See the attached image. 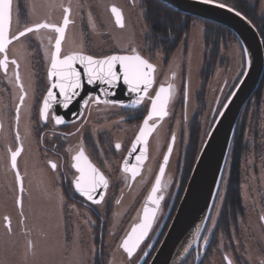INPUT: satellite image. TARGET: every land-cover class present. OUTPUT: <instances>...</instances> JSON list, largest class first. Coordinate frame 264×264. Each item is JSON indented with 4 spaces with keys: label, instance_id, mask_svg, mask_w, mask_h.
<instances>
[{
    "label": "rangeland",
    "instance_id": "obj_1",
    "mask_svg": "<svg viewBox=\"0 0 264 264\" xmlns=\"http://www.w3.org/2000/svg\"><path fill=\"white\" fill-rule=\"evenodd\" d=\"M78 1L81 2V0H14L13 5L15 9L12 14L14 20L11 34H16L24 30L25 27H31L36 23L47 22L61 25L64 18L63 8L69 6H71L72 10V19H77L78 14L74 13L71 4L72 2H76L74 5L77 7ZM99 1L103 7H101L102 11L100 13L104 16V21L108 24L111 31L109 37H113L116 40L117 46H119V43L125 45L134 42L136 53L148 59L153 65H156L153 89L155 85L159 88L163 81L169 79L166 78L160 85L158 84V77L163 68H165L164 70L167 73H174L172 115L175 112L173 105L180 100L177 94L181 88L180 76L182 66L187 71L186 77H188L189 73L190 85L188 91L190 99L187 103L188 108L184 109L181 118L178 116V121L180 123L182 119L187 137L188 130L186 123L192 120L190 127H192L193 132L189 133L190 142L193 143L197 152L194 156L192 169L189 170L191 175L211 127L226 100L243 76L245 56L240 42L237 38L230 39L226 37L224 32L220 33V29L213 28L216 36L223 34L225 39H221V36L220 38L215 37L218 39V41H215L219 44L221 41V44L219 55L215 61L217 67L212 69L206 65L208 60L203 64V58H207L204 54L208 51L210 52L209 55L213 56L211 52L214 50V45L209 49L206 48L204 39L206 27L203 22L204 20H191L189 34L182 40L178 49L176 48L177 50L173 54L166 55L163 52L154 51L153 46H150L147 41L148 27L144 18L145 10L141 5L142 0H131L133 7H130V19L128 18V22L126 20L123 30L118 29L119 27L115 24L114 17L108 8L110 4H118L121 1H125L127 5V3H130V0ZM249 1L254 6L258 5V15L261 17L256 18V22L264 20V0ZM220 2L225 3L224 0H220ZM126 28L127 30L123 32ZM70 31L72 33L67 38V49L69 51L84 49L86 46L83 26L81 27L77 23L73 24L70 26ZM188 36L190 38L188 43L189 50L184 55V42ZM56 37L54 31L40 29L38 32L27 34L20 41H13L9 46V59H16L18 61V71L21 83L24 86V93L30 98L33 96L31 66L37 62L36 56L40 52L41 57H44L46 62L49 61L50 63V55L51 51L54 50ZM99 43L101 44V41ZM64 46L62 48V55L67 54L65 53L66 50L64 51ZM138 46L139 49H137ZM143 52L146 53L144 54ZM131 54L134 53L132 52ZM210 56H208L209 59ZM2 58L3 56L0 55V59ZM166 58L170 59V61L166 67H163ZM239 60H241L242 65L240 73L237 71L238 67H236V63ZM228 64L229 68H227ZM217 68L218 70H216ZM209 69V81L205 77L203 79L201 75L202 80L200 78V70H203V73H205ZM16 71L15 66L11 64H9L7 73L4 72L3 68H0V80L3 79L2 81H5L8 86V91L7 88L0 87V108L6 106V109H8V107L12 106L13 111V116L10 113L7 116L5 114L1 116L2 112L0 111V264H135L138 257L135 258V256L129 259L126 253L121 250L120 245L128 232L131 231L132 223L139 218L137 214L127 224V210H131L134 207L133 204L136 201L135 196L139 193V186H137L138 190L134 196H131L128 200L125 198L122 202L123 204L114 210V220L109 219L107 222L109 225L104 228L100 226L103 222L94 220L95 216H92L91 211L66 210L67 202L65 200L64 203L59 186L55 185L54 182H50L52 179L44 175L42 168H39L40 162L32 153V134L29 130L31 117L28 112L29 108L26 106L27 104L23 105L19 100V96L22 93L19 86L15 83ZM223 82L224 84L220 86ZM224 90H226V96L221 102ZM17 105L20 106L18 122L16 119ZM172 115L171 117H173ZM236 129L238 137L241 138L240 164L244 165L242 168V182L244 186L240 189L242 209L239 211L238 217L232 225L239 228L243 235L248 234V230L245 232V228L251 227L249 223L251 222L252 224L254 221L252 220L253 210H256L258 207L256 206L255 198L257 196V181H259L260 194H263L260 196H264V82L260 88V93L254 96L245 106ZM164 131H161L160 149L158 146L155 147V151L153 150L152 152V160H156L160 156L165 141L164 135H166V132L165 134L163 133ZM17 132H19L21 137L19 143L23 145V151L17 161L24 186L21 206L17 204L20 191L15 171L12 170L10 161V150L14 151L19 146L16 141ZM195 136H197V142L194 139ZM257 155L259 158L256 157ZM174 161L175 158L173 159ZM254 166L258 167L254 168ZM227 167L228 165L222 179L223 186L217 195L210 217L208 229V233L210 234L214 233L219 227L220 216L225 202V193L227 191L226 187L231 175V168L228 172ZM255 169L261 172V175L255 176ZM52 183L56 186L55 188ZM138 183H143V180H140ZM250 185H252L251 189L249 188ZM21 212H23V217L21 216ZM6 216L11 220V232L5 226L6 222L4 218ZM71 216H73V219L71 222H68ZM22 220L23 223L21 222ZM225 222L224 220L223 223ZM244 223H248V225ZM92 224L94 225L92 226ZM226 226L227 231L230 227V221ZM221 233H224V230H221ZM29 241H31L32 246L29 245ZM250 243L251 238H248L246 243L248 245V252L247 255L244 254L248 260L251 259ZM206 244L207 247L205 248L207 251L210 242ZM236 255L237 253L234 251L232 255L229 254V257L235 261Z\"/></svg>",
    "mask_w": 264,
    "mask_h": 264
},
{
    "label": "flooded vegetation",
    "instance_id": "obj_2",
    "mask_svg": "<svg viewBox=\"0 0 264 264\" xmlns=\"http://www.w3.org/2000/svg\"><path fill=\"white\" fill-rule=\"evenodd\" d=\"M76 2H72L71 5L74 13L78 14V18L72 19L71 10L69 18L72 22L68 26L65 40L63 42V45H65L64 51L66 50L65 53L69 54L73 52L67 49L66 42L68 35L70 36L72 33V31H70V26L76 23L81 27L83 26L85 31L86 47L81 49L80 52L93 55L97 58H103L109 55H129L132 53V49H135L134 42H131V44L127 43L125 45L119 43V46H117L116 40L113 37H109L111 31L109 30L108 24L104 21V16L100 13L102 11V5L99 0H81L82 4L78 1L77 7L74 5ZM132 4L131 0L130 3H127V5L125 1H121L118 4L112 3L110 4L108 10L110 11L111 6L113 5L120 8L123 12L126 24V20L128 22V18L130 19L129 14H131L130 7H133ZM14 9L15 7L13 5V11ZM13 20L12 16L10 32H12ZM258 22L259 21L256 22L255 20L254 26L257 28L262 38V35L264 34V22L262 24H259ZM126 30L127 28L123 32ZM98 38L100 39L98 40ZM189 39L190 38L188 36L184 42V55H186V51L189 50ZM100 41L101 44L99 43ZM137 49H139V46ZM143 53L145 54L146 52ZM209 53L210 52H208V54H204L207 58H203V64L208 60L206 65L209 66V68L215 69L217 67V63L215 62L217 58L210 56ZM147 55L149 54L147 53ZM208 56H210V59ZM36 58L37 62L33 63L31 66L33 77L31 88L33 96L30 98L26 94L23 102V105L27 104L26 106L29 108L28 112L31 117L29 130L32 134V153L40 162L41 165L39 168H42L44 175L52 179L50 182H54L55 185L59 186L60 192L63 195L62 197L64 199V203L65 200L67 202L66 210L91 211V214H93L92 216H95L94 220L97 222H103L100 226L101 228H104L109 225L107 224L109 219L112 221L114 220V210L123 204L122 202L125 198L128 200L131 196H134L138 190L137 186H139V193L135 196L136 201L133 204L134 207H132L131 210H127V224L135 215L138 214V217H140L143 212V207L147 201V197L154 185L155 177L159 174V167L163 163V156L167 154L169 144L173 145V151L170 154L169 163L166 166L164 177V181L168 183L166 189L162 192L164 200L161 201L160 207L157 211V220L153 226V230L149 234V239H147L145 244L141 246V250H138L133 256V258L135 256V258L138 257L135 264H145V261H147L148 264L163 241L174 219L187 185L186 178L189 168L188 159L190 151L192 150V143L190 142L189 134L193 132V129H191L192 127H190L192 120L189 123H186L188 130V136L186 137L184 123L182 122V119L179 123L178 116L181 118L184 113V109L186 110L188 108L187 103L190 99L188 91L190 85L189 73L188 77H186L187 71L182 66L180 76L181 88L177 94L180 100L173 105L175 112L172 115V96L167 109L169 114L158 123V126L153 131L148 142V158L145 161L140 174L135 178V180H133L130 171L127 173L124 172V168L126 166L124 165V162L130 152L132 143L139 133V128L142 126L143 120L150 110L151 101L145 97L144 102L139 107H132L131 101L119 102L115 105L104 103L96 104L89 101L88 106L83 108L79 117L71 121H65L63 124L59 125H57L52 118L53 114L58 115V110L57 108H52L49 111V119L47 123H45L41 118L40 111L42 108V101L45 98L48 89L51 87V81L48 77L50 63L49 61L46 62L44 57H41V52L38 53ZM169 61L170 59L166 58L163 67H166L169 64ZM236 67H238L237 71L240 73L242 67L241 60L236 63ZM227 68H229V64ZM164 69L165 68H163L160 72L158 84L160 85L164 79L169 78L168 80L163 81L162 85H173L175 81L174 73H167ZM202 69L204 68L202 67ZM216 70H218V68ZM200 72V78L202 75L203 79L204 77L207 78L210 75V69L205 73H203V70H200ZM2 80H0V87L5 89L7 88L8 91V86L5 81ZM223 84L224 82L220 84V86ZM157 89L158 88L155 85V88L149 92V96H154ZM90 96L100 97L101 100H109L108 98H105L106 96L103 94ZM225 96L226 90L222 93L221 102ZM82 103L83 102H81L80 105ZM72 107L73 108H71L65 115L73 116L76 113L78 105L74 104ZM0 109L2 112L1 116L4 114L7 116L9 113L13 116L12 106L8 107V109H6V106H2ZM171 115L173 117H171ZM168 121L169 123H167ZM150 123L152 122L150 121ZM166 123L168 124L167 127ZM163 130H165L163 132L164 134L166 132V135L163 134L165 139L163 148L159 158L156 160L153 159V161L152 152L153 150L155 151L156 146L160 149L159 144L161 145L160 139L162 137L161 131ZM173 134L175 135L174 143L172 141ZM239 140L241 144V138H239ZM117 144L120 145L119 149L116 148ZM81 146L84 148L85 154L88 156L89 160L98 169H100L109 181V187L106 190H102L105 199L101 204H93L91 201H88L86 198L80 196L74 191V187L71 183L74 176L78 175L75 169L71 167L73 163L72 157L78 152ZM139 153L137 155H139ZM256 157L259 158L258 155ZM174 158L175 161L173 162ZM50 162H55L58 165V168L55 171L51 169ZM185 162H187L186 166ZM134 164H136V160H127V167L131 168ZM243 166V164H240V189L244 186L242 182ZM255 167L258 166H254V168ZM227 169L229 172V163ZM254 173L255 176L258 174L261 175V172H258L256 169L254 170ZM180 174L182 175L180 176ZM140 180H143V183L139 184L138 182ZM55 185L54 188L56 187ZM222 186L223 182H221L220 189ZM251 186L252 185L249 187L250 189ZM259 187V181H257V196L255 198L256 206L258 207L256 210H253L252 220L254 221L252 224L251 222L249 223L251 227L245 228V232L248 230V234L246 233L242 235L241 230L232 225L234 220L238 217V214L229 218L230 227L227 231L226 224L228 222H225L219 224L217 230L210 234L208 233L209 222L205 230L206 235L204 233V236L208 238L207 243L210 242L207 251L205 248L207 247V244L205 245L203 236L197 248L192 252L184 264H227L225 257H228L232 264H264V220L261 219V217H264V196H260L263 194H260ZM253 188L255 189V187ZM128 193L130 194L128 195ZM117 200L120 201L119 204L116 203ZM72 219L73 216L68 219V222H71ZM138 222L139 218L132 223V226ZM244 224L248 225V223ZM93 225L94 224H92V226ZM221 230H224V233H221ZM248 238H251L250 260H248V258L244 255H247L248 252V245H246ZM148 244L153 245L152 249L147 248ZM144 251H149L150 254L145 257ZM234 251L237 253L235 261L229 257V254L232 255Z\"/></svg>",
    "mask_w": 264,
    "mask_h": 264
},
{
    "label": "snow or ice",
    "instance_id": "obj_3",
    "mask_svg": "<svg viewBox=\"0 0 264 264\" xmlns=\"http://www.w3.org/2000/svg\"><path fill=\"white\" fill-rule=\"evenodd\" d=\"M199 3L204 5H212L219 8H227L228 11L235 12V15L241 16L239 11L226 5L220 0H198ZM64 18L62 25L51 24L47 22L36 23L31 27H25L24 30L19 31L16 34H11L10 25L13 14V0H0V55L3 56L0 59V68H3L4 72H8L9 64L14 65L17 71L15 72V83L19 86L21 95L19 100L21 104L24 102L25 95L24 86L21 83V77L19 74V64L16 59H9V45L13 41H20L22 37H25L29 33L38 32L40 29H50L57 34L54 43V50L50 55V68L48 71V77L51 81V87L48 89L45 98L42 101V108L40 111L41 118L47 123L49 119V111L52 109L53 104H58L64 109H68L74 102L75 98L80 95V90L83 88L82 72L77 67L79 64L83 69V76H86L88 84H96L97 82L108 86H118L121 79L123 84L127 86L129 93L136 94L137 98L132 102V107H139L144 98L147 97L151 101L150 110L147 116L144 118L142 126L139 128V133L135 138L131 152L134 153L137 150V146L141 148L139 155L135 157L136 164L131 168L127 167V161H125L124 172H131L132 179L140 174L143 162L147 159V144L148 138L153 133L158 123L168 116V104L173 96L174 88L172 84L167 86L161 85L155 92L154 96H149V89L155 82L154 73L156 71L155 66L145 59L140 54L136 53L135 49H132L134 54L132 55H109L103 58H97L93 55L84 54L80 51H73L69 54L62 55V41L65 38V31L68 25L72 22L69 19L71 13V6L63 8ZM110 12L114 17L115 24L123 29L125 27V20L123 12L120 8L113 5L110 8ZM119 66V71L117 70ZM246 67L250 69L252 67V61L249 59L246 61ZM247 75V72L244 73ZM57 91H53V90ZM107 96L109 93L104 92ZM114 95V93H113ZM59 97V98H58ZM89 101L96 104H112L119 103L114 100H101L100 97L89 96L87 100L83 101V105L86 108ZM123 106V105H122ZM227 107V105H225ZM20 106L16 108V119L19 121ZM222 116L223 113H220ZM57 125L63 124L65 121L63 117L53 114L52 117ZM150 121L152 123H150ZM212 133H209L211 136ZM21 137L19 132L16 134V141L19 146L14 151L10 150L11 168L15 171L16 181L19 185L20 193H23V177L20 174V170L17 165V159L21 156L23 151V145L20 144ZM172 141H175V135L172 136ZM116 148L119 149L120 145L117 144ZM173 151V145L169 144L167 148V154L163 156V163L159 167V174L155 177L154 185L151 188L150 194L147 197V201L143 207L142 215L139 217V222L135 223L131 227V231L128 232L123 239L120 247L127 257L130 259L141 250V246L145 244L149 239V234L153 230V226L157 220V211L160 207L161 201L164 200L162 192L166 189L167 183L164 181L166 166L169 163L170 154ZM131 154V153H130ZM72 168L75 169L78 175L74 176L72 185L74 191L80 196L91 201L93 204H101L105 197L102 190H106L109 187V181L105 175L98 169L85 154L84 148L81 146L78 152L72 157ZM51 169L56 170L58 165L55 162H50ZM120 203L119 200L116 201ZM18 205H22V199L17 200ZM23 217V212H21ZM5 226L9 232L12 231L11 220L9 217H5ZM264 220V217H261ZM23 223V220L21 221ZM199 237H195L198 239ZM207 237H204L205 245L207 243ZM29 245L32 246L31 241ZM153 245L148 244L147 248L152 249ZM149 251H144V256L149 255ZM227 264H232L228 257H225ZM147 264V261H145Z\"/></svg>",
    "mask_w": 264,
    "mask_h": 264
},
{
    "label": "water",
    "instance_id": "obj_4",
    "mask_svg": "<svg viewBox=\"0 0 264 264\" xmlns=\"http://www.w3.org/2000/svg\"><path fill=\"white\" fill-rule=\"evenodd\" d=\"M159 1L176 12L209 21L229 29L241 44L245 56L244 73L247 72V75L243 73V76L226 100L211 127L209 133H212V135L209 136L208 134L198 155L174 219L162 243L149 263L184 264L200 243L210 220L241 114L264 79V44L257 28L243 14L237 16L235 12L228 11L227 8L204 5L199 3L198 0ZM67 29L68 27L66 28L65 36ZM64 40L62 41V48ZM249 57L252 61V67L250 69L246 67V61ZM77 67L82 72L83 88L80 90V95L75 98L68 109H64L55 103L52 107L57 108L58 115L64 117V121H71L79 117L84 108L83 103L81 105L80 103L90 95H104V92L107 91L109 95L105 98L118 102H133L137 98L136 94L128 92L127 86L123 84L122 79L118 86L115 87L99 82L96 84H88L86 76H83V69L79 64ZM117 70L119 71V66H117ZM153 87L154 84L149 89V92ZM53 91L57 90L54 89ZM74 104L78 105L76 113L73 116L65 115L73 108L72 106ZM220 113H223V115L221 116ZM151 135L148 138V142ZM131 149L129 152L131 154L127 155L126 161L135 160V156L141 151L139 146H137V150L134 153L131 152ZM19 199H22V193H20ZM197 236L199 238L195 239Z\"/></svg>",
    "mask_w": 264,
    "mask_h": 264
},
{
    "label": "trees",
    "instance_id": "obj_5",
    "mask_svg": "<svg viewBox=\"0 0 264 264\" xmlns=\"http://www.w3.org/2000/svg\"><path fill=\"white\" fill-rule=\"evenodd\" d=\"M224 2L226 5L242 13L253 25L255 19L259 18L258 5L257 6L252 5V3H250L249 0H224ZM142 7H144L145 10L144 18H145V23L148 27L147 41L150 46H153L154 51L156 50L158 52H163L166 55L173 54L175 50L178 49V46L180 45L182 40L189 34L191 20L198 19L176 12L173 9L166 6L165 4L161 3L159 0H142ZM262 21L259 22V24H262L263 23ZM203 22L205 23V27H206L205 36H204L206 48L209 49L211 48L212 45H214V50L211 52V54L215 58H217L220 52L221 41L219 44L218 42L215 41V40L218 41V39L216 38H220L221 36V39H225L224 35L230 39H234L236 37L229 29H227L224 26L209 21H203ZM213 28L220 29V33L224 32V35L221 34L220 36L218 35L216 36V33L214 32L215 30H213ZM262 38H264V34L262 35ZM263 44H264V39H263ZM206 53L208 54V51ZM209 79L210 76L206 78L207 81H209ZM263 81L264 79L262 80L258 90L255 92L253 97L260 93V88L263 84ZM196 137L197 136L194 137L195 140ZM197 149H198V145H197ZM240 149H241V144L236 131L229 154L230 156L228 158V163L231 168L230 170L231 175L229 177L230 180L228 181V186L226 187L227 191L225 193V202L221 212L219 224L223 223L224 220L226 222H229L228 217L231 218L234 215L236 216L239 213V211L242 209L241 191L239 187ZM196 152L197 150L195 149L192 143V151H190L189 159H188L189 168H188L186 182H188V178L190 175L189 170L192 169V165L194 163V156Z\"/></svg>",
    "mask_w": 264,
    "mask_h": 264
},
{
    "label": "bare ground",
    "instance_id": "obj_6",
    "mask_svg": "<svg viewBox=\"0 0 264 264\" xmlns=\"http://www.w3.org/2000/svg\"><path fill=\"white\" fill-rule=\"evenodd\" d=\"M204 236V235H203Z\"/></svg>",
    "mask_w": 264,
    "mask_h": 264
}]
</instances>
